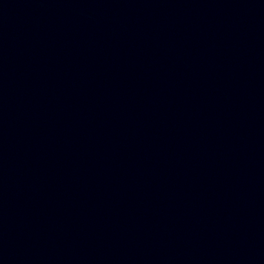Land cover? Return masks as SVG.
<instances>
[{
  "label": "water",
  "instance_id": "water-1",
  "mask_svg": "<svg viewBox=\"0 0 264 264\" xmlns=\"http://www.w3.org/2000/svg\"><path fill=\"white\" fill-rule=\"evenodd\" d=\"M0 264H264V0H0Z\"/></svg>",
  "mask_w": 264,
  "mask_h": 264
}]
</instances>
